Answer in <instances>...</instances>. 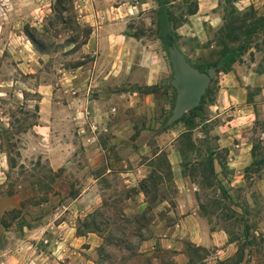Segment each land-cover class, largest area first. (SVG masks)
<instances>
[{"label": "rangeland", "instance_id": "1", "mask_svg": "<svg viewBox=\"0 0 264 264\" xmlns=\"http://www.w3.org/2000/svg\"><path fill=\"white\" fill-rule=\"evenodd\" d=\"M163 1L168 19L159 27L158 0H0V264L99 262L101 238H83L75 245L68 238L64 243V226L52 223L64 218L78 227L83 214L104 199L111 202L110 209L118 207L128 215L149 206L140 250L159 247V255L176 264H234L242 257V264H264L263 259L250 262L251 249L245 244L256 241L248 228L262 217L264 196L255 194L250 200L244 188L236 191L248 230L236 252L224 258L211 247L192 243L189 229L168 231L179 218L176 203L185 207L192 199L181 197L165 160L166 149L179 154L190 189L192 179L200 185L203 211L233 232L243 216L234 214L218 177L226 172L223 147L216 148L219 142L212 135L220 117L205 121L210 115L204 106L214 100L224 71L237 73L239 61L252 54L259 63L264 60V0ZM169 44L201 70L213 65L215 74L199 105L165 124L175 96ZM75 62L86 65L82 85L62 78V68ZM46 83L44 92L39 85ZM249 90L251 95L256 88ZM45 94L49 101L44 109L54 115L41 138L32 125ZM257 100L250 139L263 156L264 100ZM51 152L66 165L52 168ZM93 153L101 161L90 167ZM210 160L221 167L209 165ZM150 172L156 183L147 185L144 194L138 182ZM83 188V199L67 197L61 205V194L74 196ZM82 205L86 211L78 215L74 210ZM41 220L49 222L43 227L48 234L29 237L27 229ZM108 224L100 223L102 228ZM103 248L117 252L112 245Z\"/></svg>", "mask_w": 264, "mask_h": 264}, {"label": "crops", "instance_id": "2", "mask_svg": "<svg viewBox=\"0 0 264 264\" xmlns=\"http://www.w3.org/2000/svg\"><path fill=\"white\" fill-rule=\"evenodd\" d=\"M199 4V3H198ZM213 6V4H210ZM198 8V7H197ZM199 9V8H198ZM114 55V53H111ZM253 55V54H252ZM248 57L246 60H240L237 65V73L230 74L228 70L224 71L222 74L223 79H219L217 83H219L217 88V93L214 100L208 105L204 106L206 112L210 115L205 121H209L211 119L215 120L216 116L220 117V121L217 120V123L212 125V129H214L215 139L219 142L216 148L223 147L224 150V159L221 161L223 168L226 170H222V173L219 172V181L226 188V191L229 193V197L232 199L231 207L234 211L235 215L243 216L236 225L232 227L233 232H230L223 224H219L214 220H211L212 213L207 210L203 211L204 206L202 205V200L200 198V185L197 181L192 179V190L190 189V181L188 177L181 172L180 159L179 154L173 149H166V156L170 166V174L172 182L175 187L178 189L181 197H185L186 199H192V204L189 203L185 207H182L180 203H176V207H180L178 214V221L167 226L169 232H174L178 227L181 229H186L192 231V243L195 245H200L203 247H211L215 251L219 253L220 256L227 258L230 257L234 252H236L238 244L242 241L243 237L246 236V225H245V210L241 209L242 196L238 195L237 192L246 191V196L253 200L255 198V194L259 197L260 195L264 196V172L261 171L264 168V145H262L263 156H258L256 150L252 145V141L250 139L251 131L250 127L252 125L253 119L256 117V106L258 105V98L264 100V60H261L260 63L254 59V57ZM86 65L82 62H75L71 65V67L62 68V78L66 79L64 83L70 82H78L81 83V74L85 70ZM197 68V67H196ZM231 75L236 78H231ZM237 75V76H236ZM49 84L39 85L46 91V88ZM255 87L256 91L250 95V88ZM257 95V97L255 96ZM262 95V96H261ZM42 100H39L40 105L38 106V120L36 123L32 125V128L35 131L41 134V138H44L45 130L52 118L53 113H50L49 116L46 109H44L45 104L49 101L47 100V94L42 95ZM78 106L83 105L82 101L78 97ZM43 101V102H41ZM69 102H71L69 100ZM79 106V107H80ZM79 107L75 110V112L79 113ZM44 110V111H43ZM210 110H213L212 112ZM80 129V127H78ZM47 147V146H46ZM49 149V148H47ZM54 152H51V156L48 157L49 165L53 167H64L66 163L62 160L61 162H57L58 154L56 157L53 155ZM95 153L92 154L88 159L89 166H95L99 164L101 158H94ZM213 167H221V165L217 162L216 165L212 161ZM254 166L258 169L257 171L249 172L246 168ZM139 167H136L133 171L139 170ZM256 172V173H255ZM128 172L126 170L124 172ZM127 175V174H126ZM95 178H93L94 180ZM130 179V178H129ZM237 191V192H236ZM85 188L78 191L74 196H70L69 192H64L61 194V205L64 199L67 197L74 199H83L85 197ZM249 193V194H248ZM79 201V200H77ZM253 205V203H252ZM178 209V208H177ZM84 210V211H83ZM75 213L80 215V212L86 211V205L79 206L78 209L74 210ZM92 211L89 210L85 213ZM85 213L83 215H85ZM49 223L41 220L37 222L35 227H31L27 229V235L29 237H37L43 233L46 235L48 233L43 231V227L45 224ZM52 226L55 228L64 226V233L62 235L61 242L65 243V239L68 240L70 238V242L72 244H77L82 241L83 238L91 239L94 242H98L100 237L93 231H87L84 234H74L73 231L76 230V226H71L70 223L66 222V219L60 218L57 222L52 223ZM256 237L255 242H245L249 251V255L252 260L255 262H260L262 259L264 260V250L262 252H254L252 251L253 247L263 248L264 247V210H262V217L258 219L252 227L248 228ZM247 229V230H248ZM92 233L95 236H91ZM235 233L230 237V234ZM261 237V240H257ZM158 239H163L159 237ZM245 254V253H244ZM243 257L241 260L236 261L234 264H242Z\"/></svg>", "mask_w": 264, "mask_h": 264}, {"label": "trees", "instance_id": "3", "mask_svg": "<svg viewBox=\"0 0 264 264\" xmlns=\"http://www.w3.org/2000/svg\"><path fill=\"white\" fill-rule=\"evenodd\" d=\"M163 2V0H158L157 12L159 27L166 26L168 19L166 7L163 6ZM223 51L224 50H221V55L224 54ZM199 102L190 109L197 107ZM166 159L165 157V160ZM211 163L210 160L209 165H211ZM166 167L170 176L168 160H166ZM153 175V172H150L145 178H142L138 182L139 185L137 188L143 191L144 194L147 185L152 184L155 186L156 182H154ZM116 201V199L113 200L115 205L117 203ZM110 206L111 202H107L104 199L101 206L86 213L80 220V226H76V232L78 234L93 231L101 238V244L104 246L112 245L113 249L117 250V252L113 254L103 248L104 246L100 247L99 262H95V264H176L172 259L164 258L159 255V247H155L154 250H140L137 247L139 240L146 238L144 232L147 230V224L149 222L147 215V210L149 211L150 209L149 206L133 215L125 214L123 210L118 209V207L110 209ZM98 216H101L102 220H96ZM108 221V226L110 227L106 226L107 228H102L100 223L106 224Z\"/></svg>", "mask_w": 264, "mask_h": 264}, {"label": "water", "instance_id": "4", "mask_svg": "<svg viewBox=\"0 0 264 264\" xmlns=\"http://www.w3.org/2000/svg\"><path fill=\"white\" fill-rule=\"evenodd\" d=\"M166 50L173 73L169 81L175 90L171 111L164 121L169 124L179 118L185 110L198 104L208 82L215 74V68L210 65L204 70H199L175 44L167 45Z\"/></svg>", "mask_w": 264, "mask_h": 264}]
</instances>
